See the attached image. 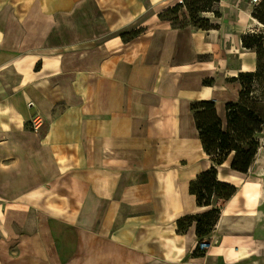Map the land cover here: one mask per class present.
<instances>
[{"label":"crops","instance_id":"crops-1","mask_svg":"<svg viewBox=\"0 0 264 264\" xmlns=\"http://www.w3.org/2000/svg\"><path fill=\"white\" fill-rule=\"evenodd\" d=\"M118 2L100 7L109 31H120L82 48L96 72L90 78L87 71L81 103H69L48 116L46 129L33 131L23 127L30 109L22 91L1 92L0 231L27 207L43 220L28 227L30 242L41 248L43 232L58 264H243L258 234L251 223L257 208L250 207L256 187L241 177L253 165L244 173L230 167V157L215 163L191 104L214 100L217 108L238 99L232 78L255 70L257 59L242 36L263 30L264 44V25L252 16L257 3L226 7L210 19L213 27L194 28L159 17L181 0ZM128 28L141 30L124 40ZM211 166L237 190L223 202L203 238L211 246L202 251L196 221L184 231L177 221L206 209L189 187Z\"/></svg>","mask_w":264,"mask_h":264},{"label":"rangeland","instance_id":"rangeland-1","mask_svg":"<svg viewBox=\"0 0 264 264\" xmlns=\"http://www.w3.org/2000/svg\"><path fill=\"white\" fill-rule=\"evenodd\" d=\"M120 1L121 3L156 2V0ZM103 3L119 2L118 0H0V95L2 91L3 94L8 95L22 91L26 96V106L30 109V116L23 125L26 129L33 131L43 130L44 127L46 129L49 115L64 111L69 103H81L82 88L91 81L86 79L87 71L90 78L95 77L96 72L95 61L86 62L91 52L83 51L82 48L102 42L94 38L106 31L110 34L120 31V29L109 31L108 28L112 25L105 23L103 9L100 7ZM180 3L182 5L177 11L164 13L165 10H162L159 17L162 20L172 19L173 21H168L173 26L190 25L194 28H204L212 25L210 19L220 18L226 7L258 2L199 0L191 12L187 4L196 3L195 0H181ZM221 3H224V6ZM176 15L178 20L175 19ZM126 27L122 25L121 29ZM140 30L133 28L123 30L121 38L128 40ZM261 32L263 30H260ZM250 34L256 33L244 35ZM202 58H207V55ZM237 88L240 90V84ZM69 93L72 97H69ZM219 105L220 103L217 107ZM21 119L22 117H19L14 121ZM222 121L225 125L226 121L224 122L223 119ZM229 157L231 158V155ZM252 165V171L241 177L250 181L249 187H256L250 207L257 208L255 222L252 219L251 223L257 226L258 234L257 243L250 237L251 240L246 246V250L248 251L249 248L250 251L243 254L246 259L243 264H264V130L260 134V147ZM250 176L254 179H250ZM219 201L212 197L211 204L206 205V209L200 214L213 208ZM24 211L23 215L9 216L8 231H0V259L5 264H58L52 257V249L46 242L43 232L37 233L41 248L34 247L30 242L32 233L28 231V227L33 223L43 224V220L40 218L38 221L36 215H33L31 209L27 207ZM248 214L251 215L252 212ZM195 216L198 217L199 214ZM250 231L252 233L253 228ZM205 236L201 237L197 244L202 251H206L211 246L210 242L203 240ZM200 243H206L207 248L201 249Z\"/></svg>","mask_w":264,"mask_h":264},{"label":"trees","instance_id":"trees-1","mask_svg":"<svg viewBox=\"0 0 264 264\" xmlns=\"http://www.w3.org/2000/svg\"><path fill=\"white\" fill-rule=\"evenodd\" d=\"M196 3H188L191 12ZM219 1V0H213ZM182 3L168 8L164 13L177 11ZM203 10V9H200ZM217 14V12H214ZM252 16L264 25V0L254 6ZM171 20L170 18H166ZM178 20V16L175 17ZM179 26V25H178ZM201 27V26H200ZM204 27V26H202ZM213 27L207 25L204 28ZM242 45L257 53L255 70L242 71L232 80L238 81L241 88L235 101L225 104V125L217 114L214 100H200L192 104L197 129L205 152L218 164L231 155L230 167L246 173L260 147V134L264 130V44L261 33L243 35ZM217 169L211 166L201 172L190 184V192L196 196L199 205H210L212 197L219 199L217 205L199 216H184L177 221L179 231L186 230L190 219L196 220V234L199 238L210 233L219 218L225 200L237 190V186L218 180Z\"/></svg>","mask_w":264,"mask_h":264},{"label":"bare ground","instance_id":"bare-ground-1","mask_svg":"<svg viewBox=\"0 0 264 264\" xmlns=\"http://www.w3.org/2000/svg\"><path fill=\"white\" fill-rule=\"evenodd\" d=\"M217 114L222 117V119L225 122V115H226V110H225V104H220L219 107H217ZM249 185V184H248ZM250 192V191H249ZM248 192V193H249Z\"/></svg>","mask_w":264,"mask_h":264},{"label":"built area","instance_id":"built-area-1","mask_svg":"<svg viewBox=\"0 0 264 264\" xmlns=\"http://www.w3.org/2000/svg\"><path fill=\"white\" fill-rule=\"evenodd\" d=\"M254 1L258 2L259 0H254ZM199 247H200L201 249H206V248H207V245H206V243H200V244H199Z\"/></svg>","mask_w":264,"mask_h":264},{"label":"water","instance_id":"water-1","mask_svg":"<svg viewBox=\"0 0 264 264\" xmlns=\"http://www.w3.org/2000/svg\"><path fill=\"white\" fill-rule=\"evenodd\" d=\"M221 119H222V117H221Z\"/></svg>","mask_w":264,"mask_h":264}]
</instances>
